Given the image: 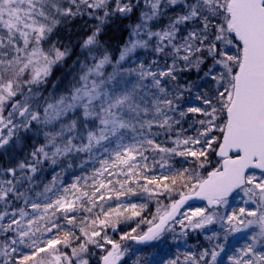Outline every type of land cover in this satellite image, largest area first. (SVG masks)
I'll list each match as a JSON object with an SVG mask.
<instances>
[{
    "label": "snow or ice",
    "instance_id": "snow-or-ice-1",
    "mask_svg": "<svg viewBox=\"0 0 264 264\" xmlns=\"http://www.w3.org/2000/svg\"><path fill=\"white\" fill-rule=\"evenodd\" d=\"M134 12L114 56L100 37ZM85 15L75 75L49 92L72 55L50 38ZM192 70L200 82H181ZM0 154V264H91L96 249L98 264H264V0H0ZM190 231L206 243L169 256Z\"/></svg>",
    "mask_w": 264,
    "mask_h": 264
},
{
    "label": "trees",
    "instance_id": "trees-1",
    "mask_svg": "<svg viewBox=\"0 0 264 264\" xmlns=\"http://www.w3.org/2000/svg\"><path fill=\"white\" fill-rule=\"evenodd\" d=\"M139 16V12H134L131 19H122L120 21H117L116 23L112 24L109 28L105 30V34H103L100 39L101 42L108 48V50L114 55L118 56V50L119 48L126 42L128 31L127 26L130 24H134L137 22V17ZM170 15H166L161 18L159 21L160 25H166ZM95 23V21L85 15L83 17H77L75 19H72L71 21L67 22L66 24H62L58 27L56 32L53 34V36L50 38L52 42L57 43V46H66L70 49L72 52V55L66 58V60L60 62L59 64L55 65L53 67L52 76L50 77V83L46 86L47 90L50 92L52 91V85H55L58 89H63L67 87L72 80V77L75 75V61L80 56L81 53V47L80 43L81 40L87 35L90 34L92 30V26ZM192 75V72H189L188 74H184L182 79H187L189 76ZM183 81V80H182ZM42 139V137L40 138ZM160 139H164V137H161ZM34 139H27L25 140L24 144L17 149L19 154L26 155L28 151L31 150V146L34 143ZM169 146H171L169 144ZM4 156L0 154V160H3ZM78 163V162H77ZM179 167L180 164H177ZM184 167H187V164L183 165ZM46 167V166H45ZM50 167V166H48ZM58 170V169H57ZM77 172H79V169H75ZM54 172V169L47 171L44 169L42 173H40V178L44 181H47L51 178L52 174ZM66 180H70V175L65 176ZM134 202H145L146 197H143L142 194H138L136 196H132L130 198ZM148 203V209L143 213L144 216L150 218V213L154 211V201H147ZM139 218H133L131 220H121L120 224L117 226V228H120L121 230H126V232L131 231L132 228H135L137 226ZM145 226L141 225V229H143ZM119 230L114 233L112 232V229H108V235L112 238L116 239L118 235ZM193 245H195L196 251L199 250L198 244H205L206 241L204 239V236L201 235V233L195 234V237L191 238ZM126 245L132 246L128 241H126ZM100 250H95V255L92 256L91 260L97 261L98 264V256L100 255Z\"/></svg>",
    "mask_w": 264,
    "mask_h": 264
},
{
    "label": "rangeland",
    "instance_id": "rangeland-1",
    "mask_svg": "<svg viewBox=\"0 0 264 264\" xmlns=\"http://www.w3.org/2000/svg\"><path fill=\"white\" fill-rule=\"evenodd\" d=\"M176 11H178V9H170L168 11V14L167 15H173ZM156 57L153 56L151 54L150 51H147V50H138L137 54L134 55L131 59L133 61H143L145 63H150L152 59H155ZM170 63V61H169ZM159 64L160 66L163 68L164 67V64H165V61L163 59H160L159 60ZM127 66H134L132 64H129ZM189 72H192V75L189 76L187 78L188 81H192V82H196V83H199V74L195 71V70H192V71H188V72H185L184 74H188ZM183 74V76H184ZM183 80V79H182ZM183 82V81H181ZM209 87H211V85H209ZM190 104L192 105H196L198 102L196 100H191L189 101ZM199 117H197L195 114H190L187 118H186V122L183 124V127L185 129H187V131L185 132V135H195V132L193 130L194 127H199L198 125H193V122L198 119ZM189 125H193V128H190ZM177 160H179L180 158H176ZM177 167H179L177 165ZM45 169L47 171H50L52 170L53 168L52 167H48L46 166ZM133 201V200H132ZM141 202V201H140ZM155 205L153 206V209H154ZM154 212V211H153ZM218 227V226H216ZM119 230L118 232V235H117V240L119 239V234H122L124 232H126V230H121L120 228H117L116 232ZM113 232V231H112ZM114 232V233H116ZM198 234L200 233L199 231H197ZM197 232H189L188 236L186 238H179L178 241H170L167 248H166V251L168 253L169 256H175V255H180L181 253L183 252H187V251H196V248H195V245H193L192 243V240L191 238L192 237H195V234H197ZM179 233V226H177V234ZM207 234V233H205ZM205 234H202V236H204ZM126 244V242H124ZM200 247V244H198V248ZM132 248H135V247H132ZM182 258V257H181ZM91 264H97V261H94V260H91Z\"/></svg>",
    "mask_w": 264,
    "mask_h": 264
},
{
    "label": "water",
    "instance_id": "water-1",
    "mask_svg": "<svg viewBox=\"0 0 264 264\" xmlns=\"http://www.w3.org/2000/svg\"><path fill=\"white\" fill-rule=\"evenodd\" d=\"M189 203H196V204H200V203H202V202H200V201H194V202L190 201Z\"/></svg>",
    "mask_w": 264,
    "mask_h": 264
}]
</instances>
